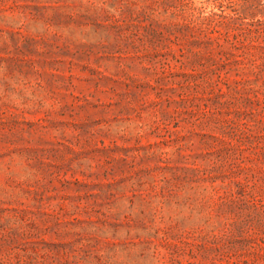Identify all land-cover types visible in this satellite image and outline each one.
Wrapping results in <instances>:
<instances>
[{"label": "rangeland", "instance_id": "374dc122", "mask_svg": "<svg viewBox=\"0 0 264 264\" xmlns=\"http://www.w3.org/2000/svg\"><path fill=\"white\" fill-rule=\"evenodd\" d=\"M0 264H264V0H0Z\"/></svg>", "mask_w": 264, "mask_h": 264}]
</instances>
